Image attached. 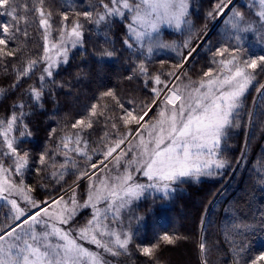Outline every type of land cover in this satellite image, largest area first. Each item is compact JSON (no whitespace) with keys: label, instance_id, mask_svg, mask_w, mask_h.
I'll use <instances>...</instances> for the list:
<instances>
[{"label":"snow or ice","instance_id":"snow-or-ice-1","mask_svg":"<svg viewBox=\"0 0 264 264\" xmlns=\"http://www.w3.org/2000/svg\"><path fill=\"white\" fill-rule=\"evenodd\" d=\"M257 138L264 0H0V264H214ZM202 178L198 230L149 239ZM244 183L225 264H264V155Z\"/></svg>","mask_w":264,"mask_h":264},{"label":"trees","instance_id":"trees-1","mask_svg":"<svg viewBox=\"0 0 264 264\" xmlns=\"http://www.w3.org/2000/svg\"><path fill=\"white\" fill-rule=\"evenodd\" d=\"M264 142H261L259 138L253 141L252 147L249 150L250 163L248 164V170L241 169L235 174L230 173V176H234L229 184L227 179L225 181L227 191L225 196H217V205L211 209L208 214V218L213 220L214 224L211 232L219 240L220 253L214 254L212 260L214 264H225V261H229L231 256L228 254V244L226 243L220 227L229 218L220 210V206L227 207L226 200L231 198H239L241 193L238 189L245 187V183L248 180L249 175L252 172V164H254L261 155H264ZM243 181V182H242ZM219 187L218 181L210 178H202V183H190L186 186V190L181 194V199L175 206V210L170 212L167 216L157 217L156 220L149 221V239H151V225L156 223L163 230L168 231H180L190 232L193 226L197 227V214L203 215L202 204L208 199L210 192H215ZM260 207L257 205L252 209L256 215H259ZM264 250V240H256L253 242L251 255L254 257L259 251ZM171 258L176 264H196V254L191 245L183 246L174 250L171 253Z\"/></svg>","mask_w":264,"mask_h":264}]
</instances>
